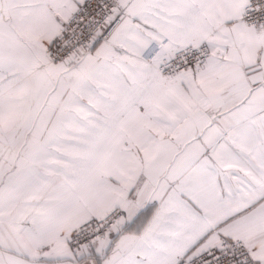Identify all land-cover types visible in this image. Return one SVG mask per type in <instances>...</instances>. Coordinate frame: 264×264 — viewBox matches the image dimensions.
<instances>
[{
    "label": "snow or ice",
    "instance_id": "1",
    "mask_svg": "<svg viewBox=\"0 0 264 264\" xmlns=\"http://www.w3.org/2000/svg\"><path fill=\"white\" fill-rule=\"evenodd\" d=\"M0 264H264V0H0Z\"/></svg>",
    "mask_w": 264,
    "mask_h": 264
}]
</instances>
